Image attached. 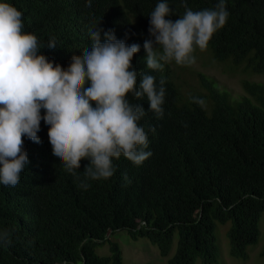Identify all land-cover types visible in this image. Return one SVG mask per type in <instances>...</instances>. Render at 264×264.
Returning a JSON list of instances; mask_svg holds the SVG:
<instances>
[{"label": "trees", "instance_id": "obj_1", "mask_svg": "<svg viewBox=\"0 0 264 264\" xmlns=\"http://www.w3.org/2000/svg\"><path fill=\"white\" fill-rule=\"evenodd\" d=\"M5 2L23 13L24 31L37 36L39 54L54 64L67 69L73 55L82 56L91 44L90 29L101 30V42L112 30L126 45H140L132 67L155 76L157 87L163 77L166 91L159 118L146 96H128L146 112L139 125L152 155L139 166L114 158V175L87 180V189L80 182L89 160H81L75 176L68 173L52 153L50 126L43 120L39 143L22 137L28 163L21 180L15 187L0 185V229L12 230L11 245L0 243V264H123L119 244L111 240L121 231L133 241L146 239L162 257L176 238L168 264H218L215 228L228 222L230 256L247 260L264 212V84L244 80L243 95L234 99L202 75L204 92L184 94L167 63L163 70L147 69L143 45L154 39L149 15L163 0ZM167 2L174 15L166 19L175 21L185 8L181 0ZM217 2L186 0L194 11ZM226 8L228 20L208 52L217 63L264 75V0H226ZM52 39L56 47L48 48ZM105 244L109 254L98 255Z\"/></svg>", "mask_w": 264, "mask_h": 264}, {"label": "clouds", "instance_id": "obj_2", "mask_svg": "<svg viewBox=\"0 0 264 264\" xmlns=\"http://www.w3.org/2000/svg\"><path fill=\"white\" fill-rule=\"evenodd\" d=\"M181 2L185 11L175 21L166 19L174 15L167 0L157 3L150 13L149 33L154 39L143 45L147 69L163 70L173 61L179 66L195 64L196 49L205 50L228 20L226 0L199 11L189 8L186 0ZM89 34L90 47L82 56L73 55L64 69L39 54L37 36L24 31L23 13L0 0V185L19 184L28 163L22 137L39 143L41 120L50 126L52 153L68 173L75 176L81 160H89L80 182L85 189L90 186L87 180H107L114 175V158L123 156L139 166L152 155L146 150L148 136L139 125L146 112L128 96H146L149 110L162 117L164 78L157 87L155 76L138 74L132 67L140 45H126L112 30L104 32V42L97 27ZM47 47L55 48V40ZM138 75L142 76L139 84ZM192 99L205 105L203 99ZM11 236L12 230L0 229V243L11 245Z\"/></svg>", "mask_w": 264, "mask_h": 264}, {"label": "rangeland", "instance_id": "obj_3", "mask_svg": "<svg viewBox=\"0 0 264 264\" xmlns=\"http://www.w3.org/2000/svg\"><path fill=\"white\" fill-rule=\"evenodd\" d=\"M196 63L191 66H179L175 62L167 63L178 77V83L184 94L190 91H203L201 76L213 80L219 90L227 92L231 98H239L243 95L241 86L242 81L248 80L264 84V75L251 74L244 71L243 67L231 68L228 64L215 62L207 48L203 51L196 49L194 52ZM230 223L216 224L215 238L218 249V264H264V256L261 252L264 250V212L259 223V237L255 245L247 249V260H236L230 256L229 242L226 232ZM111 240L119 244L122 252L123 264H168V259L172 257L176 249V238L167 257H162L156 246L150 244L146 239L133 241L125 231L115 232L111 235ZM100 256L108 255V244L96 249Z\"/></svg>", "mask_w": 264, "mask_h": 264}]
</instances>
